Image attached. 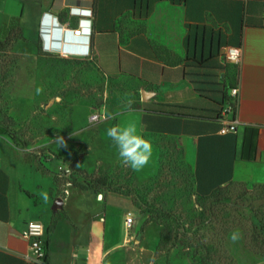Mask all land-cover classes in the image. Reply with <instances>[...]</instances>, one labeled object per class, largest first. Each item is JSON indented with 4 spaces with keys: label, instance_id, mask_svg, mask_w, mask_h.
I'll return each mask as SVG.
<instances>
[{
    "label": "crops",
    "instance_id": "1",
    "mask_svg": "<svg viewBox=\"0 0 264 264\" xmlns=\"http://www.w3.org/2000/svg\"><path fill=\"white\" fill-rule=\"evenodd\" d=\"M19 1V9L0 3V41L17 32L20 55L87 59L107 76L138 80L141 127L188 140L199 193L230 182L264 184V0ZM228 47L242 49L240 63L227 61ZM234 86L239 123L222 133L221 105ZM49 175L0 133V264H101L110 245L106 217L90 208L89 196L74 203L72 184L61 194ZM58 198L63 205L55 208ZM30 221L46 228L42 263L30 260L22 237ZM224 247L236 264H264L240 226Z\"/></svg>",
    "mask_w": 264,
    "mask_h": 264
},
{
    "label": "rangeland",
    "instance_id": "2",
    "mask_svg": "<svg viewBox=\"0 0 264 264\" xmlns=\"http://www.w3.org/2000/svg\"><path fill=\"white\" fill-rule=\"evenodd\" d=\"M13 46L0 43V127L15 134L7 133L25 163L54 172L49 176L61 194L72 184L74 203L80 196L93 198L90 208L107 219L110 245L101 264H236L224 247L234 226L244 229L257 251V237L264 242V185L231 182L200 194L188 140L141 127L138 80L107 76L87 59L20 55ZM94 113L101 117L91 121ZM128 122L153 144L152 159L141 171L122 162L107 136V129ZM129 212L135 223L126 237Z\"/></svg>",
    "mask_w": 264,
    "mask_h": 264
},
{
    "label": "built area",
    "instance_id": "3",
    "mask_svg": "<svg viewBox=\"0 0 264 264\" xmlns=\"http://www.w3.org/2000/svg\"><path fill=\"white\" fill-rule=\"evenodd\" d=\"M76 34H80L81 30L76 28ZM226 59L230 63L238 64L242 60V49L238 47H228L225 50ZM239 87L234 86L229 88L228 95L221 105V115L224 118V126L221 128L222 133L235 131L237 129L238 120L236 111L239 100ZM99 113H94L90 116L91 121L100 119ZM135 219L131 212L126 215L124 220V227L126 230V237H128L129 229L133 227ZM46 228L40 221H30L27 227L22 232V237L27 241L28 249L31 252L29 258L34 262H44L47 256V249L44 242V235Z\"/></svg>",
    "mask_w": 264,
    "mask_h": 264
},
{
    "label": "clouds",
    "instance_id": "4",
    "mask_svg": "<svg viewBox=\"0 0 264 264\" xmlns=\"http://www.w3.org/2000/svg\"><path fill=\"white\" fill-rule=\"evenodd\" d=\"M39 94L42 89H37ZM130 105H126L129 107ZM107 136L118 147L119 156L125 164L135 171L143 170L151 161L153 144L150 139L141 134L134 122L118 124L107 129ZM63 138H59L58 142ZM44 200H47V193H42ZM240 238L239 232H233L230 239L235 242Z\"/></svg>",
    "mask_w": 264,
    "mask_h": 264
},
{
    "label": "trees",
    "instance_id": "5",
    "mask_svg": "<svg viewBox=\"0 0 264 264\" xmlns=\"http://www.w3.org/2000/svg\"><path fill=\"white\" fill-rule=\"evenodd\" d=\"M16 31V30H15ZM17 32H13V35L11 34V36H9V37H7L4 41H0V43H3V44H8L9 42H12V40L14 39V37H16L17 36ZM18 37H21V36H18ZM218 84V83H217ZM11 133V134H13L14 136H13V138H16V136H15V134L12 132V131H10L7 127H0V133H4V134H7V133ZM41 171L43 172V173H47V174H54V172L53 171H51L49 168H45V167H41ZM231 183V182H230ZM260 185H264V184H260ZM222 187H224V186H220V187H218V188H216L215 190H217V189H220V188H222ZM214 190V191H215ZM213 191V192H214ZM213 192H211V193H213ZM210 193V194H211ZM201 194V193H200ZM202 195H209V194H202ZM257 223H262V219L260 220L259 218H257ZM259 228H260V230H263L264 229V225H262V226H259ZM228 233V232H227ZM258 239V242H255V246L257 247V251H259L260 253H262V254H264V250L261 248V245H264V242H262L260 239H259V237H257ZM230 257V256H229ZM231 258V257H230Z\"/></svg>",
    "mask_w": 264,
    "mask_h": 264
},
{
    "label": "water",
    "instance_id": "6",
    "mask_svg": "<svg viewBox=\"0 0 264 264\" xmlns=\"http://www.w3.org/2000/svg\"><path fill=\"white\" fill-rule=\"evenodd\" d=\"M147 93H148V92H146V91L143 92V97H144V98H146V96L148 95ZM62 205H63V200H62V198H58V199L55 201L54 207H55V208H60V207H62Z\"/></svg>",
    "mask_w": 264,
    "mask_h": 264
}]
</instances>
